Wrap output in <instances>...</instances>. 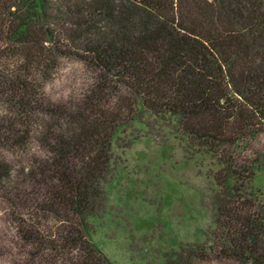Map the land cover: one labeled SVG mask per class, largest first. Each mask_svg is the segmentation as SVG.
Wrapping results in <instances>:
<instances>
[{"label":"trees","instance_id":"trees-1","mask_svg":"<svg viewBox=\"0 0 264 264\" xmlns=\"http://www.w3.org/2000/svg\"><path fill=\"white\" fill-rule=\"evenodd\" d=\"M65 58L95 74L82 104L35 88ZM118 88L116 111H97ZM134 101L221 166L204 242L185 253L264 264V202L244 190L264 155L246 165L232 152L264 135V0H0V197L29 250L22 264H112L88 238ZM31 139L44 156L15 172L5 152Z\"/></svg>","mask_w":264,"mask_h":264},{"label":"rangeland","instance_id":"rangeland-1","mask_svg":"<svg viewBox=\"0 0 264 264\" xmlns=\"http://www.w3.org/2000/svg\"><path fill=\"white\" fill-rule=\"evenodd\" d=\"M29 74L34 76V72ZM94 81L92 69L65 58L54 70L40 73L34 84L53 105L65 106L86 102ZM125 94L124 88L112 90L97 111L105 115L116 111ZM134 102L122 121L126 126L112 141V154L119 161L105 185L104 210L99 219L92 220L94 233L89 241L112 264H238L214 253L202 259L185 253L186 247L204 242L212 196L220 188L215 177L221 166L192 146L196 144L183 136L177 124L153 118ZM0 110L4 111L1 104ZM38 146L31 139L22 151L5 152V157L15 172L22 166L33 167L44 156ZM232 152L238 163L246 159L247 165L258 153L264 155V135ZM248 182L244 180V190L264 202V169L256 170ZM12 212L0 197V264H22L28 257ZM54 222L50 217L45 221Z\"/></svg>","mask_w":264,"mask_h":264}]
</instances>
